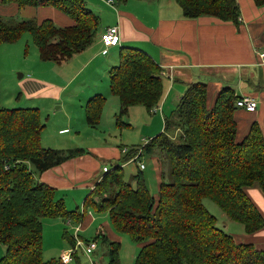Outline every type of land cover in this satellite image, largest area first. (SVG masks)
Segmentation results:
<instances>
[{
	"label": "trees",
	"instance_id": "1",
	"mask_svg": "<svg viewBox=\"0 0 264 264\" xmlns=\"http://www.w3.org/2000/svg\"><path fill=\"white\" fill-rule=\"evenodd\" d=\"M123 4L129 0H114ZM2 4L49 7L72 21L59 26L52 19L36 18L12 23L0 20V49L29 34L43 61L67 62L96 39L100 17L85 0H1ZM188 19L204 16L240 23L238 0H176ZM258 7L264 0H254ZM164 69L145 51L121 47L119 62L109 72L110 92L118 97L117 123L134 106L156 113L165 93ZM209 84L192 81L174 110L165 117L161 133L144 146L127 147L120 165L105 172L86 197L83 210L68 209L57 199V189L36 175L83 154L84 148H44L46 125L36 107L5 108L0 100V245L6 248L0 264H65L60 257L44 259L43 220L63 219L79 226L89 208L108 214L116 233L140 245L135 264H264V251L253 244L237 243L204 205L210 199L228 221L242 224L245 233L264 228V216L246 193L258 186L264 193V135L254 121L238 138L236 106L240 98L231 86L219 89L209 101ZM106 96L96 94L85 105L86 121L99 125ZM248 112V111H247ZM127 124V123H126ZM125 124V125H126ZM129 125V124H127ZM154 154L159 166L158 197L149 189L144 170L133 181L124 179L123 165L138 149ZM119 164V163H118ZM30 165L34 168L31 169ZM69 245L76 240L67 231ZM109 246L108 264H123L121 244L97 235ZM88 242V241H86ZM70 264H82L80 253Z\"/></svg>",
	"mask_w": 264,
	"mask_h": 264
},
{
	"label": "crops",
	"instance_id": "2",
	"mask_svg": "<svg viewBox=\"0 0 264 264\" xmlns=\"http://www.w3.org/2000/svg\"><path fill=\"white\" fill-rule=\"evenodd\" d=\"M85 2L95 12H97L96 10H99L100 13L103 12L106 27L100 30L94 42L86 50L64 62V64L75 65L79 71L66 78L57 74L54 80L35 75L36 71L32 76L27 77L24 73L19 74L18 85L24 90L16 96V99L21 100L22 104L30 105V98H40L39 100L52 102L53 99L62 100L67 93L76 96L77 88L70 90L72 82H77L80 77H83L82 82L79 83L80 87L94 86L97 83L91 80H98L106 73L108 75L111 68L116 66L113 64H118L120 48L133 47L145 51L164 69L167 76L170 72L173 77L169 79L164 76L165 93L156 112L160 113L161 117L152 120V123L155 120L160 123L158 130L164 129V126L162 129V121L165 122V117L174 110L184 94L187 84L194 79L195 69H200L202 73L210 77L218 71L226 73L228 78L233 79V83L238 81V91L235 90L237 95H252L257 99L258 108L254 112L238 110L236 113L238 138L241 139L246 135L254 121L258 122L264 135V65L261 64L258 56L259 52H264V6H256L254 0H238L241 13L240 23L237 26L232 22H223L211 16L188 19L183 15L176 0H129L120 4L119 7L118 3H115L116 7L108 5L107 0H85ZM17 18H36L39 22L44 19H52L55 23L56 21L61 23V26L72 25L71 19L56 9L49 7L20 8L13 3L4 5L0 0V20L12 21ZM112 26L119 27L121 43L108 47L102 42L101 36L107 28ZM27 40H29V36ZM111 52L114 54L112 59L106 58ZM57 65H63V63ZM258 69L261 71V77L258 76ZM228 78L223 82L230 84ZM207 82L210 88L209 101L212 103L220 86L216 80L211 78H208ZM254 86L259 88L252 92ZM97 88L101 90V87H95L94 91ZM101 92L90 95L87 100L96 94L105 95L108 91ZM26 94L29 95L25 98ZM22 104L18 107L26 106H22ZM2 106L5 107V105ZM150 128L152 129V125ZM60 133L63 134L62 130ZM44 141L53 143L49 137L42 138V142ZM90 150L102 157L104 155L101 152H109L112 156H117V160L123 155L121 148L118 153L108 150L106 147H90ZM156 165L159 180L160 170L157 163ZM138 167L140 170L139 164ZM99 169L98 160L91 154H83L38 174L36 177L41 182L55 187L57 189L56 198H63L68 207L70 205L69 197L74 195L78 196V202L83 199L85 201L89 195L87 192L92 191L96 184L93 183V180L96 178L98 182L104 176L99 174ZM145 169L146 167L142 170ZM246 193L264 216V193L262 190L258 186H252L246 189ZM79 208L81 211L83 210V206L82 209ZM107 218L109 219L108 214L99 221V224L94 215L87 211L78 226L79 230L77 233L76 230L74 231L73 237L75 240L77 237L86 241L85 238L92 239L100 235L110 241L122 244L125 239L113 230ZM225 222L224 229L235 238L237 243L253 244L258 250L264 251V228L253 234H247L239 223L228 220ZM94 227L95 234L93 237H89L88 234ZM139 247L141 246L138 245ZM0 248L4 250L3 254H5L6 248L1 245Z\"/></svg>",
	"mask_w": 264,
	"mask_h": 264
},
{
	"label": "rangeland",
	"instance_id": "3",
	"mask_svg": "<svg viewBox=\"0 0 264 264\" xmlns=\"http://www.w3.org/2000/svg\"><path fill=\"white\" fill-rule=\"evenodd\" d=\"M117 5L118 7L120 6L119 3ZM96 11L97 12L95 13L97 15H101L98 29L99 33L102 28L106 27V19L103 12L100 13L99 10ZM25 19L29 18H17L12 20L11 22L16 23ZM56 24L59 26L62 25L58 21H56ZM28 36L29 40H27ZM113 55L114 54L111 52L106 58L112 59ZM178 59L180 60V58ZM47 62L52 61H43L41 59L40 51L38 47L33 43L32 38L29 34H25L24 37H22L15 43L3 44L0 49L1 104L5 105L6 108H24L18 107L21 106L22 101L16 99V96L24 90V88H20V86L18 85V83L20 82L18 78L19 74L24 73L25 77H27L32 76L33 72L36 71L35 75L54 80L57 74L61 75L62 78H66L71 77L73 74H76L79 71V68L75 65H72L71 63H63V65H57L58 63L54 64L55 62ZM113 65H117V63ZM257 73L258 76L261 77L260 69L257 70ZM193 76L194 79L192 81L207 82V79L211 78L216 80V82L220 86V89L222 87L231 86L236 91H238V81L236 80L233 83V79L231 77L228 78L226 73H221L220 71H218L210 77L209 75L202 73L200 69H195V73H193ZM82 78L83 77H80L77 82H72L71 84L72 88L70 90H74V88H77L78 90L76 91V96L72 95L71 93H67L64 95V98L62 100L53 99L52 102L39 100L40 98H30V105L22 104V106L26 105L25 107L29 106L40 109L42 122H44V124L46 125V128L44 129L42 134V138L49 137L53 141V143H48L46 141L42 142L44 148H84L85 150L89 151V154H91L96 160H98L100 164L99 174L104 175L105 172L103 171V167H107L109 170H112L116 165H120V162L117 160V156H112L109 152H101L104 157H102L101 155L98 156L96 153L91 152L92 150H90V147H106L108 150H114L115 153H118L120 148H122L123 146H144L147 140L155 137L163 131L157 129L158 125H160L158 121L155 120L152 123V120L154 118H160L161 114L149 113L146 107L141 105L134 106L130 109L129 114L122 118V121L125 124L127 123L129 125H120L117 123V115L120 109V102L118 97L112 95L110 92L109 74L107 75L106 73V75H102V77L98 80H91L95 81L97 84H94V86L90 88H87L86 86H79V83L82 82ZM227 78L230 81V84L228 82H223ZM95 87H101V90L100 88H97V90L94 91ZM258 88V86H254L252 92H255L256 90H258ZM97 91H102L101 93H105L106 91H108L107 94H105L107 100L102 110V116L99 125H97L96 127H91L86 122L85 104L87 103V99L90 97V95L98 93ZM28 95L26 94L25 98ZM151 125L152 129L150 128ZM163 126L164 122L162 121V129ZM61 130L63 134L60 133ZM145 132L147 133L144 134ZM158 153V150L154 154L144 153L138 161L132 162L131 160H129L128 162H121V165H123L124 179L128 182H132L134 185L135 181H133V176L136 175L139 170V162L145 165L146 169L144 170V178L146 179V183L151 190V193L155 197L158 196L159 186V180L156 173V156L158 155ZM30 168L34 170L31 165ZM93 183H97L96 178L93 180ZM90 192L91 191L89 190L87 194H90ZM69 199L70 205L68 206V209L74 210L77 207H81L82 209L84 199L81 202H78L79 198L77 195L69 197ZM204 205L212 214L216 216L218 227L223 229L224 223H226L225 220L228 219H225L226 217H223L225 215L221 208L210 199H204ZM88 212H91L94 215L95 219H97L96 222H98L99 224V221L104 219V216L106 215H98L93 211L92 208H89ZM108 222L110 223V220ZM73 224L68 225L67 221L64 222L63 220H43V248L45 260H49L57 256L60 257L64 251L69 250L72 247L69 245L67 239H65L64 234L65 231H67L70 235H74L76 227L74 226L75 224ZM95 230L96 229L94 227L92 232L88 234L89 237H93V235L95 234ZM119 235L125 239V241L122 242L121 249L119 251V258L121 262L123 264H135V259L139 249L138 245L132 242L128 235ZM94 238H85L84 240L91 242L94 240ZM97 243L98 248L93 252L91 258L80 253L82 264H92L91 259H93V261H95L97 264H108L109 246L107 244H104L102 241H97ZM3 253L4 250L0 248V256ZM3 256L4 254L0 258H2Z\"/></svg>",
	"mask_w": 264,
	"mask_h": 264
},
{
	"label": "built area",
	"instance_id": "4",
	"mask_svg": "<svg viewBox=\"0 0 264 264\" xmlns=\"http://www.w3.org/2000/svg\"><path fill=\"white\" fill-rule=\"evenodd\" d=\"M115 1L114 0H107V4L110 6H114L115 5ZM102 41L106 46H111V45H115L118 44L120 41V32H119V27L118 26H112L109 27L105 30V32L102 34ZM258 56L261 60V64L264 65V52H259ZM163 76H167L165 71H162ZM169 79H172V74L169 72L168 76ZM236 106L239 107L240 109H245L248 112H254L257 108H258V101L255 98V96L253 97L252 95H241L240 98L237 100L236 102ZM155 112L158 111V107L156 109H154ZM147 142V141H146ZM145 142V143H146ZM128 151L127 148H124L122 150V153H126ZM143 147H140L138 149V152L136 153V155L131 159V161H138L140 160V158L143 156ZM139 166L141 169L145 168V165L142 164L141 162H139ZM104 172H108L109 169L107 167L103 168ZM68 225H71L70 222H68ZM76 233L79 230V227L77 226L75 228ZM97 242L96 241H89V242H85L83 240H80L76 237V243L74 247H71L69 250L64 251L60 258L61 261L65 264H70L73 260V256L77 253H82L83 255H86L88 257L91 258V255L93 254V252L96 250L97 248ZM91 263L92 264H96L95 261H93V259H91Z\"/></svg>",
	"mask_w": 264,
	"mask_h": 264
},
{
	"label": "bare ground",
	"instance_id": "5",
	"mask_svg": "<svg viewBox=\"0 0 264 264\" xmlns=\"http://www.w3.org/2000/svg\"><path fill=\"white\" fill-rule=\"evenodd\" d=\"M101 40H102V36H101ZM102 42H103V41H102ZM120 43H121V39H120V41H119V43H118V44L111 45V46H117V45H120ZM111 46H108V47H111Z\"/></svg>",
	"mask_w": 264,
	"mask_h": 264
}]
</instances>
